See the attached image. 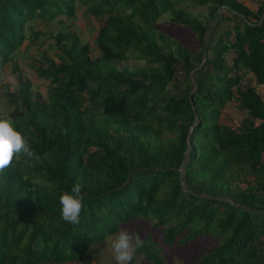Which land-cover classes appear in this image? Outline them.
Masks as SVG:
<instances>
[{
  "label": "trees",
  "instance_id": "trees-1",
  "mask_svg": "<svg viewBox=\"0 0 264 264\" xmlns=\"http://www.w3.org/2000/svg\"><path fill=\"white\" fill-rule=\"evenodd\" d=\"M182 2L209 4L212 19L176 7ZM79 3L101 20L97 55L60 17ZM221 4L252 22L264 12V0L255 11L242 0H0V68L11 62L17 73L0 115L34 152L0 175V264H78L88 244L139 219L163 233L137 250L152 264H168L165 245L200 235L218 239L198 264H264V213L240 206L264 209V20L253 26L223 9L195 69ZM165 11L195 34L197 49L156 30ZM37 19L61 23L52 56L44 50L37 60L46 96L19 76L15 58L45 34L32 29ZM128 58L136 64L118 65ZM232 101L242 112L236 123L225 118ZM188 142L185 184L204 196L180 181ZM76 183L84 201L72 224L59 197Z\"/></svg>",
  "mask_w": 264,
  "mask_h": 264
},
{
  "label": "rangeland",
  "instance_id": "rangeland-1",
  "mask_svg": "<svg viewBox=\"0 0 264 264\" xmlns=\"http://www.w3.org/2000/svg\"><path fill=\"white\" fill-rule=\"evenodd\" d=\"M176 7H181L191 14L199 17L204 22H209L212 17L209 14V4H190L187 2H182L176 5ZM84 5L78 4L77 11L73 17L66 19L62 17L66 23H71L74 29L79 33L84 41L89 42L91 46L92 55H97L99 53L96 47V35L98 26L101 24L100 19L94 17L93 15L83 13ZM225 15H229L228 12H224ZM171 14L169 11H165L161 14L155 21V28L157 31L163 32L167 36L185 44L191 50H195L199 47L197 43L195 34L185 27L183 24L173 22L171 20ZM58 19V18H56ZM32 29L39 30L45 34L39 36L34 43L26 45V42L17 50L16 60L19 68V76L22 78L29 79L32 83L34 89L39 90L44 96L47 95L48 80L38 77L36 68L37 60L42 58V51L47 50L48 54L52 56L54 48L51 46L53 43V38L51 35L56 34L60 29L61 23L52 21H42L40 19L32 21ZM213 23V22H212ZM233 23V19L230 21H224L218 26L219 31L224 30L228 25ZM230 54L228 55V59ZM135 65L136 61L132 58H128L127 61L118 63L119 66L122 65ZM13 63H9L6 66L0 68V113L4 114L9 110L6 105L3 92L6 89L14 90V84L17 80V73L12 70ZM179 72H183L179 70ZM243 75L245 83L254 85L255 83L251 81V77L245 70L240 71ZM264 97V87L258 86ZM231 109H226V117H228L229 122H239L242 117V112L238 109L237 105L232 101L230 104ZM121 226H126L128 228L134 229L141 238L146 237L151 234L153 239L161 241L163 238V233L160 229L154 228L151 224L143 222L142 219L137 221H130L122 224ZM120 226V227H121ZM115 234V233H114ZM111 234V235H114ZM109 235V236H111ZM108 237V236H107ZM102 240H97L94 243L87 245L86 255L83 257L81 262L78 264H116L109 248L106 244V238ZM214 236H202L189 241L188 243H181L180 241H175L171 245H165L162 250V255L164 261L168 264H198L200 256L209 250L217 242ZM71 264V263H63ZM74 264V263H72ZM77 264V263H76ZM132 264H152L148 262L142 254L135 253Z\"/></svg>",
  "mask_w": 264,
  "mask_h": 264
},
{
  "label": "clouds",
  "instance_id": "clouds-1",
  "mask_svg": "<svg viewBox=\"0 0 264 264\" xmlns=\"http://www.w3.org/2000/svg\"><path fill=\"white\" fill-rule=\"evenodd\" d=\"M22 156L28 158L34 156L27 137L16 128L11 118L0 115V175ZM81 189L82 185L76 183L70 192H63L59 197L61 216L65 222L72 224L80 222L84 201ZM105 241L116 264H132L136 251L144 244L141 235L126 226H121Z\"/></svg>",
  "mask_w": 264,
  "mask_h": 264
},
{
  "label": "water",
  "instance_id": "water-1",
  "mask_svg": "<svg viewBox=\"0 0 264 264\" xmlns=\"http://www.w3.org/2000/svg\"><path fill=\"white\" fill-rule=\"evenodd\" d=\"M223 9H227V10L231 11L232 13L236 14V15L239 16L241 19H243L245 22H247V23H249V24H251V25H253V26H254V25L261 24V23L263 22V20H264V12H263V14H262V16H261V18H260L259 21H257V22H252V21H250L246 16H244L243 14H241L239 11L234 10L230 5H228V4H221V5H219V6L217 7V9H216V12L218 13L219 17H218L217 19H215L214 22L212 23V25H211V27H210V30H209V32H208V34H207V36H206L205 41H204V45H203V60H202V62L200 63V65H199L198 67H196L195 69H199V68H201L202 65H203V63H204V62L206 61V59H207V44H208V41H209V39H210V35H211V33H212V30H213V28H214V25H215L219 20L222 19V16H223ZM195 69H191V70L189 71V75H190V77H192V73H193V71H194ZM190 98H191V95H190ZM190 148H191V143L188 142V148H187V150H186V152H185V156H184V159H183L182 165H181V167L179 168L180 181H181V184H182L183 188H184L185 190H187L188 192H190V193H192V194H195V195L204 196L205 194H203V193H200V192H196V191H192V190H190V189L186 186V184H185L184 170H185V167H186V164H187V161H188V154H189V149H190ZM206 196L212 197V196H210V195H206ZM218 198H219V199H223V200H225V201H228V202H230V203H233V202L231 201V199L228 198V197H218ZM239 205H240V204H239ZM240 206L244 207L246 210L251 211V212H255V213H264V209H259V208H255V207H251V206H246V205H240Z\"/></svg>",
  "mask_w": 264,
  "mask_h": 264
},
{
  "label": "crops",
  "instance_id": "crops-1",
  "mask_svg": "<svg viewBox=\"0 0 264 264\" xmlns=\"http://www.w3.org/2000/svg\"><path fill=\"white\" fill-rule=\"evenodd\" d=\"M245 4H247L250 9H252L253 11H255L257 9L258 4L260 3V1L262 0H242Z\"/></svg>",
  "mask_w": 264,
  "mask_h": 264
}]
</instances>
